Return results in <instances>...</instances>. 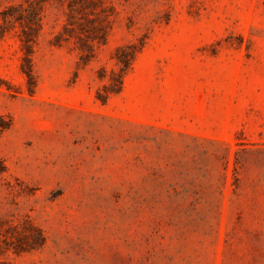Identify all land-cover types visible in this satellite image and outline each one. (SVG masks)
<instances>
[{"label":"rangeland","instance_id":"rangeland-1","mask_svg":"<svg viewBox=\"0 0 264 264\" xmlns=\"http://www.w3.org/2000/svg\"><path fill=\"white\" fill-rule=\"evenodd\" d=\"M21 5L0 18V264H264V0L0 13Z\"/></svg>","mask_w":264,"mask_h":264},{"label":"trees","instance_id":"trees-1","mask_svg":"<svg viewBox=\"0 0 264 264\" xmlns=\"http://www.w3.org/2000/svg\"><path fill=\"white\" fill-rule=\"evenodd\" d=\"M30 6H32V5H30ZM23 9H24V6H22V5L19 7H9L0 13V18L2 19L4 24H9L14 20L18 21L21 19ZM31 15L35 16V11L33 12V10H32ZM1 29H3L2 25H0V30ZM3 34L4 33H1L0 36ZM28 62H30L29 59H28ZM121 62L123 63V66H124V68L122 70L125 72L129 68L130 59L127 56L124 59H122ZM27 75H28L29 79L31 81H33L34 78H33V74H32L31 65H29V67H28ZM122 86H123V75H118L113 79L111 86L106 88L107 93L105 95H103L102 93H99V95H98L99 99L103 103H105L106 100L108 99L109 95L114 94V93H118L121 90ZM38 236H39L40 240H42L41 242H43V237H42L41 233H39Z\"/></svg>","mask_w":264,"mask_h":264}]
</instances>
